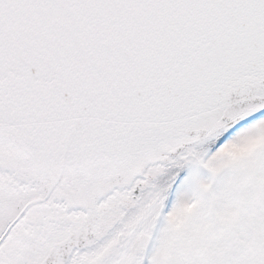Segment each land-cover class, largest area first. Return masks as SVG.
Listing matches in <instances>:
<instances>
[{
	"label": "snow or ice",
	"instance_id": "snow-or-ice-1",
	"mask_svg": "<svg viewBox=\"0 0 264 264\" xmlns=\"http://www.w3.org/2000/svg\"><path fill=\"white\" fill-rule=\"evenodd\" d=\"M0 264H264V0H0Z\"/></svg>",
	"mask_w": 264,
	"mask_h": 264
},
{
	"label": "rangeland",
	"instance_id": "rangeland-1",
	"mask_svg": "<svg viewBox=\"0 0 264 264\" xmlns=\"http://www.w3.org/2000/svg\"><path fill=\"white\" fill-rule=\"evenodd\" d=\"M236 151H237V153H238V152H240V151H242V150H241V149H237Z\"/></svg>",
	"mask_w": 264,
	"mask_h": 264
}]
</instances>
